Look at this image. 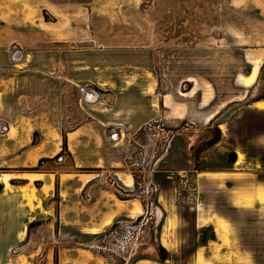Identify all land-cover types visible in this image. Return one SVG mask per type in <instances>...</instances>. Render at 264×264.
<instances>
[{
  "label": "rangeland",
  "instance_id": "1",
  "mask_svg": "<svg viewBox=\"0 0 264 264\" xmlns=\"http://www.w3.org/2000/svg\"><path fill=\"white\" fill-rule=\"evenodd\" d=\"M24 7L49 37L10 49L13 62L0 69V124L36 125L32 140L60 149L31 166L54 174V211L49 219L37 215L27 241L3 249L0 264H56L54 256L63 264L76 253L80 260L68 264H193L192 245L163 263L156 238L171 208L167 237L191 240V207L204 213L222 202L207 174L241 155L239 165L250 148L257 128L249 133L243 106L264 95V0H35ZM257 58L255 82L244 88L237 76ZM82 126L94 136L98 166L76 167L62 149L66 131ZM233 147L238 154L227 151ZM12 169L21 167L2 165L0 175ZM134 203L141 212L132 215ZM93 227L99 232L90 235ZM238 230L246 240V226ZM255 239L256 262L264 264V244Z\"/></svg>",
  "mask_w": 264,
  "mask_h": 264
},
{
  "label": "crops",
  "instance_id": "2",
  "mask_svg": "<svg viewBox=\"0 0 264 264\" xmlns=\"http://www.w3.org/2000/svg\"><path fill=\"white\" fill-rule=\"evenodd\" d=\"M42 1L56 5L61 2V0ZM32 2L35 0H0V69L13 62V54L10 53L12 47H30L35 41L33 35H36L37 41L39 37L40 39L49 37L47 33L34 28L30 20L26 19L27 9L24 6L29 7ZM45 7L44 4L41 5V8ZM36 19L38 21V18ZM36 25H39V22L35 23ZM261 96L253 97L243 106L249 133L252 126L257 128L254 129L253 137L248 139L250 148L247 151L241 150L244 155L243 160L237 165L241 160L239 155L230 166L221 165L213 174H207L214 176L215 195H220L222 199L220 206L215 205L213 211L204 209V213L196 206L191 207L194 212L191 240L173 236V233L167 237L169 228L166 229L164 224L161 225L156 240L169 255L176 249L192 245L189 258L193 264H258L257 251L251 243L256 242L255 237H257L264 244V158L258 156L259 150H257L260 148L264 153V95ZM216 113L217 111L209 113L205 121L209 122V116L211 114L215 116ZM10 126L16 130L14 136L8 135ZM85 127L66 131L65 149L70 152L74 166H98L99 164L95 162L97 149L94 136L89 132V128ZM37 128L38 126L35 125L32 130H28L21 120L0 124V166L31 167L42 157L53 155L60 149L59 146L54 147L42 139L32 140ZM69 136L72 138L70 139ZM222 139L223 135L215 144L220 143ZM227 151L238 154L239 150L233 147ZM232 158L234 159L235 156ZM6 173L13 176H10L8 183L5 184L1 178L2 174L0 175V262L4 258L3 249L27 241L29 236L27 227L37 215L46 213L45 219H49L54 211L48 203L54 193L55 176L50 178L54 174L43 171L27 172L28 175H36L30 178L21 176L24 172L14 169ZM11 179L17 183H10ZM45 187H47L46 191H44ZM31 194L34 198H30ZM167 211L165 218L170 216L174 218L172 209ZM184 224L182 220L177 219L176 230L182 231ZM240 224H244L247 228L246 240L239 235ZM45 225L50 226V223L47 222ZM104 225L107 224L104 222ZM206 229L210 230V235L202 242L200 237ZM88 230L87 232L90 233ZM78 258L76 253L72 255L70 261H63V264L75 263ZM161 261L164 263L168 259L166 257Z\"/></svg>",
  "mask_w": 264,
  "mask_h": 264
},
{
  "label": "bare ground",
  "instance_id": "3",
  "mask_svg": "<svg viewBox=\"0 0 264 264\" xmlns=\"http://www.w3.org/2000/svg\"><path fill=\"white\" fill-rule=\"evenodd\" d=\"M261 62H262V61H261V59H259V58L254 59L252 62H250V63L252 64L250 72H249L248 74H246V75H243V74L238 75V76H237V83L240 84V85H242V86H244L245 88H248V87L252 86V85L254 84L255 79H256V76H257V74H258V70H259V68H260ZM193 79H194V78H193ZM193 79H192V78H189L188 80H189V81H193ZM193 82H194V81H193ZM195 82H196V81H195ZM195 89H196V88L193 87V89L190 91V93H194V92H195ZM180 94L183 95V96L186 95V93H183V92H180ZM208 99H209V96H207V95L204 96L203 99H202V104H206L207 101H208ZM213 116H214V115L211 114V115L209 116L208 120H211V118H213ZM21 174H22L21 176H24V177L29 176L30 178H33V177L36 176V175H28L27 172H24V173H21ZM10 176H13V175L4 172V173L2 174V177H1V178H2V181H3L5 184H7V183H8V178H9ZM85 176L87 177V175H85ZM86 177H85V180H84L83 182H86L87 179L89 178V177H88V178H86ZM130 184H131V181L128 179V182H127L125 185L129 186ZM132 206H133V207L129 209V212H130L132 215H135V214H138V213L141 212V206H140L139 203H134ZM173 220H174V218H173L172 216H170V217H168V218L166 219V223H165V228H166V229L169 228V227L171 226ZM109 222H110V219H107V220L105 221V224H109ZM88 231H89L90 233H97V232H99V229H97V228H92V229H90V230H88Z\"/></svg>",
  "mask_w": 264,
  "mask_h": 264
},
{
  "label": "trees",
  "instance_id": "4",
  "mask_svg": "<svg viewBox=\"0 0 264 264\" xmlns=\"http://www.w3.org/2000/svg\"><path fill=\"white\" fill-rule=\"evenodd\" d=\"M261 97H262V96H261ZM216 141H217V138H215L214 140H212L211 143H215ZM65 148H66V144H65V142H64L63 145H62V149H65ZM43 160H44V158L39 159L38 162H37V166L41 165V163H42ZM35 170H37V168H35V167H31V168H21L19 171H20V172H33V171H35ZM9 182L12 183V184L17 183V181H15V180H13V179L9 180ZM35 184H36V183H35ZM84 234H88V233H84ZM90 235H93V234H90ZM204 240H205V239H204V236H203V234H202V236H201V241L203 242ZM157 249H158V251L160 252L159 257H160L161 259L166 258V254H167V252L164 250V248H162L161 246H159ZM54 257H55V260H56V256H54ZM55 262L57 263V260H56Z\"/></svg>",
  "mask_w": 264,
  "mask_h": 264
}]
</instances>
